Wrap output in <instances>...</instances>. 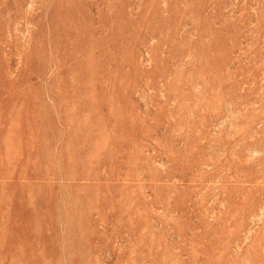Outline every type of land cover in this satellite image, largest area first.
Here are the masks:
<instances>
[{"label":"rangeland","instance_id":"obj_1","mask_svg":"<svg viewBox=\"0 0 264 264\" xmlns=\"http://www.w3.org/2000/svg\"><path fill=\"white\" fill-rule=\"evenodd\" d=\"M0 264H264V0H0Z\"/></svg>","mask_w":264,"mask_h":264}]
</instances>
